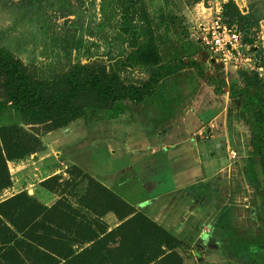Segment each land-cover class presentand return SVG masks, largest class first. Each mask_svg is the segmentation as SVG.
<instances>
[{
	"label": "rangeland",
	"instance_id": "rangeland-1",
	"mask_svg": "<svg viewBox=\"0 0 264 264\" xmlns=\"http://www.w3.org/2000/svg\"><path fill=\"white\" fill-rule=\"evenodd\" d=\"M216 17L242 32L261 71L211 55L201 36ZM25 84L39 85L44 100L23 99ZM143 101L147 118L158 109L171 114L167 129H180L169 158L190 156L157 169L151 195H165L153 212L124 204L91 173L151 155L154 140L137 121ZM0 139L10 177L0 204L21 195L0 206L9 218L0 216L14 231L12 220L28 221L61 238L44 245L66 248L69 264H96L99 255L117 262L123 240L137 255L148 252L140 217L129 222L141 213L173 234L162 241L183 264H264V0H0ZM73 146L91 166L62 164ZM203 176L192 192L177 191ZM129 189L143 192L139 183ZM27 233L11 236L20 247L13 255L0 243V264H47L44 248L22 243L37 236ZM91 234L97 240L68 241ZM92 246L94 262L80 255Z\"/></svg>",
	"mask_w": 264,
	"mask_h": 264
},
{
	"label": "trees",
	"instance_id": "trees-1",
	"mask_svg": "<svg viewBox=\"0 0 264 264\" xmlns=\"http://www.w3.org/2000/svg\"><path fill=\"white\" fill-rule=\"evenodd\" d=\"M3 65L1 64V67ZM19 66V65H18ZM3 68V67H2ZM12 72V75L10 76V78H17L19 80L22 81V84L26 83L27 81V77L23 74V72ZM10 72V74H11ZM29 82V81H27ZM25 90L23 87H21V90L23 92H25V94H23L22 98L28 101H39V98H42L44 100V95L37 93V87L39 85H30V84H25ZM40 88V87H39ZM115 96V94H114ZM122 95H118L116 96L117 98H121ZM112 98V97H111ZM76 117V116H73ZM71 118H67L65 121L68 122L70 121ZM1 139H0V143H1ZM0 162H2L3 164L0 163V190L2 188H5L8 184H9V172L7 170L6 167V161H5V156H4V152H3V148L0 145ZM23 195V194H22ZM25 195V194H24ZM21 195H17L14 196L8 200H6L5 202L1 203L0 206L1 207H5L7 205V203L9 204L10 202L20 198ZM122 202L124 204H128L126 203L124 200H122ZM47 208H45L46 210ZM3 212V211H2ZM5 213V214H3ZM0 212V215H4L5 218H9V216H6L7 213L6 212ZM130 214V213H129ZM41 216L40 212H38L37 214L35 213V217L36 219L39 218ZM11 217V216H10ZM140 217L141 219V223H143V228L145 231V236H144V241L145 244L143 245V247L148 251V252H142L141 254L137 255V253H135V249H133V247L131 245H128L125 243V241L121 242L122 251H120L121 253H118V259L117 262H114L115 259V255L111 256L110 260L108 263L109 264H183L181 261V258L179 256V254H177L176 252H166L165 247L170 248V244L169 241H162V236L163 234L165 235H169L172 236V239H175V237L173 236L172 233L170 232H166L159 224H157L156 222H154L153 220H151L147 215L141 213L139 214V216H134V218L130 219L129 222H133L136 218ZM11 219V218H10ZM26 222V221H25ZM27 223H30L27 221ZM27 223H23V225L20 227L17 224H15V222H13V220L11 221V224L16 228V231L12 230V228H10L9 224H7L6 222L3 221L2 217L0 216V243L3 244V246L6 247V251H14L12 252L11 255H13V253H16L15 251H17L18 245L16 246L17 243V238L16 239H12V235H16V232H20V231H24L25 233H27L29 235V233L31 235H34L35 233H37V236H33L30 237L28 236H24L23 242L24 244H27V246L29 248H35L37 250V252L41 251V248H44V250L41 251V254L46 256V258L48 259L47 264H69V260L72 257V253H69L67 251V249L65 248L64 250H51L48 248H45L44 243H46L45 241H50V242H58V240H60L62 243L64 242L61 238H59L58 236H56V238L49 236V232H45L43 230H36L35 228H31L29 227ZM76 223L78 222H74L73 226H76ZM38 224H40L41 228L44 229L45 228V222L44 220H39ZM152 228V229H151ZM151 229V230H150ZM39 233V234H38ZM110 235H113L110 234ZM96 235H90L89 237L84 238V240L78 241L75 238L70 239L68 241H75L77 243H84V241L88 242V241H94L97 240ZM105 240V239H104ZM104 240H101L100 242L95 241L94 244H96L97 246H99L100 243L104 242ZM124 245V246H123ZM96 246V247H97ZM95 246H92L91 249H85L83 250L82 253H80V255L82 256H87L88 254L91 256V260L92 262L95 261V259L98 257H96V255L94 256L93 253L94 250L96 249ZM119 250V249H118ZM170 250H172V248H170ZM103 255V254H102ZM96 257V258H95ZM101 255H99L98 259V263L96 264H106L104 263V259L103 261L100 260ZM64 260L66 263H61L60 260ZM101 261V262H100ZM114 262V263H113Z\"/></svg>",
	"mask_w": 264,
	"mask_h": 264
},
{
	"label": "crops",
	"instance_id": "crops-1",
	"mask_svg": "<svg viewBox=\"0 0 264 264\" xmlns=\"http://www.w3.org/2000/svg\"><path fill=\"white\" fill-rule=\"evenodd\" d=\"M145 101H143L139 105L141 108L139 109L140 113H138L137 121L141 123V125H143L144 135L148 137L150 135L152 136L151 137L152 140H154V142L151 144L152 145L151 155L141 160H138V161L136 160L130 165L128 164L124 167H121L120 169H118V171H115L114 173H99V172L94 171V169H91V173H92V176L97 181L101 182L102 185H104L109 190H111L112 192L117 194L119 197H121V199L124 200L125 202L130 203L131 205H135L137 207L142 206V208H145L147 206V208L149 209L148 211L153 212L155 209L158 208V206L154 205V203L157 202L161 197L165 195V194L163 195L160 194L154 197L151 195L153 194V192L157 190L156 189L158 185L157 180L154 179L160 175L159 173L160 170H157V169L163 168L162 170H164L166 166L168 170H172L171 161L173 159L174 161H177L179 159H182V160L186 159L188 161L190 156H188V153L186 151H183L177 157L175 156L173 157V159H171V157L169 158V153L167 152H170V150L173 148L180 147V146H177L181 142V140H179L180 139L179 137L181 136V134L178 133L180 129L178 130L177 128V131L173 127H169V129H167L166 128L167 125L165 124L164 121L166 119L169 120L171 118L170 116L171 114L168 113L167 116L164 118L163 116L159 114L158 109L157 110L155 109L152 111V113L155 115H153L151 118H147V116L144 113L148 115L149 112L147 113L148 110L146 109L145 106L143 108V103H145ZM147 101L149 103L150 100L148 99ZM168 131H170L169 134L167 133ZM201 137H203V135ZM157 144H161V147L160 148L156 147ZM108 145L109 147H111L112 144L109 143ZM164 150L166 151V156H163V159L156 157L157 154L162 153V151ZM83 151L84 150H81L80 148L78 149V147L73 146L72 152L68 153L67 156L63 157L64 161L62 160V164L66 167L67 165L65 163L67 162L70 163L76 160L75 163H77V165L86 166V163L88 164V162H87V159L85 158V154ZM45 157H48V154H46ZM165 157H167V159L169 158L168 162ZM91 162H93V160ZM88 165L91 166V164H88ZM206 179L207 178L203 176L201 177V179L196 180L192 184H188L186 186L180 187L177 191H179V193L184 191L183 195L184 193H186V191L192 192L196 187H200L203 183H205ZM135 183L140 184V186L143 189L142 193L138 190L129 189L130 186L134 185ZM136 192L138 194H141L142 197H138V194H136ZM150 208H152V210Z\"/></svg>",
	"mask_w": 264,
	"mask_h": 264
},
{
	"label": "built area",
	"instance_id": "built-area-1",
	"mask_svg": "<svg viewBox=\"0 0 264 264\" xmlns=\"http://www.w3.org/2000/svg\"><path fill=\"white\" fill-rule=\"evenodd\" d=\"M204 46L223 66L241 67V69L259 70L252 58L244 53L243 34L234 26L214 18L201 36Z\"/></svg>",
	"mask_w": 264,
	"mask_h": 264
}]
</instances>
